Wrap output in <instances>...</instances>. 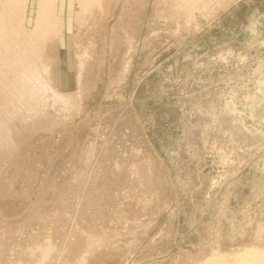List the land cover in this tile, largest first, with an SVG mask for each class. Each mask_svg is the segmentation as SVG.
I'll return each instance as SVG.
<instances>
[{"label": "rangeland", "instance_id": "1", "mask_svg": "<svg viewBox=\"0 0 264 264\" xmlns=\"http://www.w3.org/2000/svg\"><path fill=\"white\" fill-rule=\"evenodd\" d=\"M49 1L68 99L0 132V264H264V0Z\"/></svg>", "mask_w": 264, "mask_h": 264}, {"label": "bare ground", "instance_id": "2", "mask_svg": "<svg viewBox=\"0 0 264 264\" xmlns=\"http://www.w3.org/2000/svg\"><path fill=\"white\" fill-rule=\"evenodd\" d=\"M6 2L8 1L6 0ZM49 4H51L49 0H40L35 27L31 29L22 25L23 20L25 21V18H23L24 13L19 11L22 4L15 0L12 4L8 2L2 5L3 9L0 8V13L1 11L5 12L4 21L0 23V89H2V92L3 89H5L4 92L6 91V93L3 92L5 95L0 92L1 97L6 99V101L2 100L3 102H0V132L4 133L3 136L0 135L5 138L6 142L12 143L13 141L11 140L12 137L9 138V136H12L11 132L13 129L17 131L18 127L13 122L18 117V112L21 111L19 114H23V116L20 115L19 117H25V113L28 114L34 107L30 113H42L44 111L42 106L50 108V105L52 106L53 104L55 107L56 104H66L68 99V96L64 93L62 94L53 89L52 84L54 83L51 82L47 75L49 67H46L41 59L44 44L41 41L39 42L37 38L43 36L42 31H45V29L54 28L49 27L48 22L43 21L42 18V16L45 17L47 15L46 9L50 8ZM27 5L26 1L24 11H26ZM18 13H20L22 18V22L19 25L16 21ZM51 14L53 16L55 12L51 11ZM56 20L59 21L57 28L59 30L61 28L64 29V18L58 17ZM41 22L42 24L39 26L38 24ZM62 75L64 77L63 81L66 79L69 81V77L65 76V73ZM31 101L36 102L39 107L34 106L35 103ZM30 103L31 105L29 106ZM37 110L41 112H37ZM12 118L15 120L13 121ZM10 122L16 127L14 126L13 128ZM8 138L11 141H8ZM250 252L246 257L239 260V264H261V254L259 252ZM208 263L211 264L212 261L210 260Z\"/></svg>", "mask_w": 264, "mask_h": 264}]
</instances>
